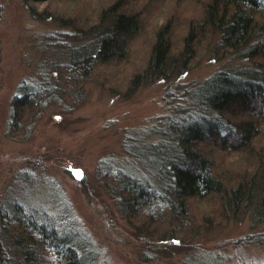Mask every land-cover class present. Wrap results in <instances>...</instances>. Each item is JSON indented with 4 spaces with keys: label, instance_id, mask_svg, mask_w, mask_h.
<instances>
[{
    "label": "rangeland",
    "instance_id": "rangeland-1",
    "mask_svg": "<svg viewBox=\"0 0 264 264\" xmlns=\"http://www.w3.org/2000/svg\"><path fill=\"white\" fill-rule=\"evenodd\" d=\"M114 1L0 0V226L6 210L22 208L77 240L87 264H264L262 171L241 212L217 214L178 243L167 239L166 226H158L154 235L147 223L148 231L138 229L141 214L125 218L114 195L113 167L148 182L164 170L155 162L173 148L168 122L190 117L188 110H202L192 100L194 83L247 64L214 52V37L169 79L149 76L128 86L147 62L153 29L169 21L170 38L178 43L201 13L199 0H124L120 10L137 12L143 27L129 42L122 64L95 65L79 84L65 82L61 88L67 94L46 99L30 118L23 115L22 127L8 131L10 102L20 93L19 84L54 78L55 69L90 51L92 32L81 28ZM70 167L80 168L82 178L75 179ZM217 206L207 200L197 208ZM163 243L166 248L159 246ZM0 264H23L2 235Z\"/></svg>",
    "mask_w": 264,
    "mask_h": 264
},
{
    "label": "trees",
    "instance_id": "trees-1",
    "mask_svg": "<svg viewBox=\"0 0 264 264\" xmlns=\"http://www.w3.org/2000/svg\"><path fill=\"white\" fill-rule=\"evenodd\" d=\"M123 1L102 7L95 13L96 20L81 28L92 32L90 51L55 69L54 78L45 77L37 85L19 84L20 93L10 102L9 132L22 127L23 115L30 118L46 99L56 101L67 94L61 88L65 82L79 84L95 65L122 64L129 42L143 27L137 12L120 10ZM199 2L200 15L188 23L178 43L170 38L169 21L153 29L147 62L131 76L128 86H137L149 76L169 79L214 37V52L234 55L247 64L225 67L194 83L192 100L202 110H188L190 117L168 122L173 148L155 162L164 169L156 171L155 180L132 177L117 167L110 174L120 213L125 218L141 214L137 228L148 231L147 223L154 229L152 235L158 226H166L167 239L177 243L217 214L241 212L255 192L259 172H264V0ZM78 92L75 89L74 95ZM207 200L217 201V209L197 208ZM260 205L264 211V196ZM1 221L0 235L11 240L23 264H87L77 240L58 229L57 233L24 209L11 207Z\"/></svg>",
    "mask_w": 264,
    "mask_h": 264
},
{
    "label": "snow or ice",
    "instance_id": "snow-or-ice-1",
    "mask_svg": "<svg viewBox=\"0 0 264 264\" xmlns=\"http://www.w3.org/2000/svg\"><path fill=\"white\" fill-rule=\"evenodd\" d=\"M74 175L76 176L77 179H80V178H82L83 173L81 172V170L75 169L74 170Z\"/></svg>",
    "mask_w": 264,
    "mask_h": 264
},
{
    "label": "water",
    "instance_id": "water-1",
    "mask_svg": "<svg viewBox=\"0 0 264 264\" xmlns=\"http://www.w3.org/2000/svg\"><path fill=\"white\" fill-rule=\"evenodd\" d=\"M75 169H79V170H81L80 168H76V167H70V168H69V170H70V172H71V175H72L75 179H77L76 176L74 175V170H75ZM81 172H82V170H81Z\"/></svg>",
    "mask_w": 264,
    "mask_h": 264
}]
</instances>
